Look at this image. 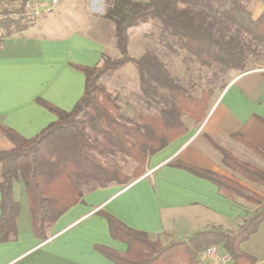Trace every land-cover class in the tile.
<instances>
[{"label":"trees","instance_id":"obj_1","mask_svg":"<svg viewBox=\"0 0 264 264\" xmlns=\"http://www.w3.org/2000/svg\"><path fill=\"white\" fill-rule=\"evenodd\" d=\"M252 1L107 0L103 15L115 24L121 56L112 59L104 54L100 65L72 63L85 74L84 93L70 111L36 98L58 116L36 135L25 137L0 123L1 134L13 143L11 149L0 150V241L15 240L18 235L17 217L21 204L14 197L13 187L20 176L29 199L34 235L46 239L49 228L82 199L85 191L105 187L111 182L126 184L132 177H140L145 172L147 159L186 131L185 112L192 117L204 114L211 91H202L200 97L189 93L151 48L131 56L128 52L131 28L159 20L161 32L182 40L183 46L200 63H216L224 69H245L248 52L257 51L254 42H264V13L254 20L250 9ZM192 9L199 10L200 14L219 11L222 17L198 16ZM231 26L234 27L232 32ZM27 27L26 20L5 22L2 34L11 35L14 30ZM128 63L136 65L144 94L167 103L159 115H142L137 121L123 119L119 113L116 97L103 85L101 78L114 75ZM245 142L264 156L263 149ZM214 144L221 150L226 165L264 184L262 169ZM116 153L137 162L131 176L104 159ZM183 166L211 179L224 196L232 200L243 198L259 204V209L236 229L200 230L187 239L171 240L167 244L102 211L108 219L112 237L128 244L125 253L107 249L108 255L119 264H197L200 254L216 245L226 249L233 264H256L257 257L240 245L264 222V198L225 175Z\"/></svg>","mask_w":264,"mask_h":264},{"label":"crops","instance_id":"obj_2","mask_svg":"<svg viewBox=\"0 0 264 264\" xmlns=\"http://www.w3.org/2000/svg\"><path fill=\"white\" fill-rule=\"evenodd\" d=\"M250 9L252 18L259 19L264 2L254 0ZM105 48L102 40L80 30L57 38L37 36L31 30L0 37V123L32 137L58 119L36 98L70 111L83 95L86 81L72 63L100 65ZM227 75L220 96L199 118L183 115L186 131L149 157L142 176L85 191L49 228L46 239L34 235L24 181L21 176L15 180L14 197L21 204L18 235L0 241V264H119L107 249L125 253L128 244L112 237L102 211L163 244L200 230H231L243 224L259 204L232 200L211 179L183 166L225 175L264 198V184L226 165L214 144L264 171V156L245 142L264 150V53L245 69H229ZM12 147L0 132V150ZM251 238L240 247L257 257ZM216 247L213 254L202 252L197 264H233L226 249Z\"/></svg>","mask_w":264,"mask_h":264},{"label":"rangeland","instance_id":"obj_3","mask_svg":"<svg viewBox=\"0 0 264 264\" xmlns=\"http://www.w3.org/2000/svg\"><path fill=\"white\" fill-rule=\"evenodd\" d=\"M106 8L107 0H59L52 11L26 21L28 27L24 30H31L37 36L50 38H57L59 35L67 34V32L73 30L84 31L88 35L102 40L106 47L104 54L115 59L121 56V52L117 46L115 24L103 15ZM192 12H195L198 16L207 15L210 19H221L222 17L219 11L200 14L199 10L192 9ZM233 28L230 30L231 32ZM161 31L162 24L159 20H150L131 28L129 30V54L138 56L147 48L153 49L158 57L164 61L171 75L189 93L200 97L203 94L202 91H211L207 100L208 109L223 91L229 79V75H227L229 69H224L216 63L210 65L200 63L183 46L182 40L173 36H166ZM19 32L20 30H14L12 34ZM2 33L1 29L0 35ZM2 36L4 34L0 37ZM254 45L257 47V51L256 53L248 52L247 67L257 59L260 53H264V42H254ZM101 82L116 97L115 99L120 105L119 113L124 117L123 119L135 118L138 121L142 115L157 116L162 108L167 105L165 101L144 94L137 67L133 63L126 64L112 76L101 78ZM184 116L187 119L192 117L187 112ZM200 116H193V119ZM190 121L192 120L188 122ZM98 138L101 140V135ZM104 159L110 165L121 168L130 176L137 167V162L134 159L120 153L109 154L106 157L104 156ZM148 160L149 158L147 163ZM137 178L132 177L129 182ZM250 243L257 257L261 260V264H264V222L257 233H254Z\"/></svg>","mask_w":264,"mask_h":264},{"label":"built area","instance_id":"obj_4","mask_svg":"<svg viewBox=\"0 0 264 264\" xmlns=\"http://www.w3.org/2000/svg\"><path fill=\"white\" fill-rule=\"evenodd\" d=\"M59 0H0V30L2 24L17 20H32L52 11ZM217 247L210 246L205 253L213 254Z\"/></svg>","mask_w":264,"mask_h":264}]
</instances>
